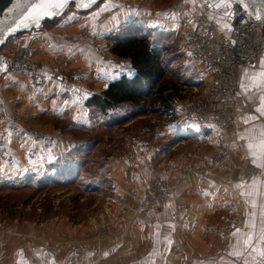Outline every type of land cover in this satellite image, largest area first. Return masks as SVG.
<instances>
[{"label": "rangeland", "instance_id": "obj_1", "mask_svg": "<svg viewBox=\"0 0 264 264\" xmlns=\"http://www.w3.org/2000/svg\"><path fill=\"white\" fill-rule=\"evenodd\" d=\"M134 1L144 5L142 17L148 16V3L153 10L160 6L158 0ZM95 3L83 11L69 3L54 18L55 23L45 27L58 25L71 12L77 23H73V31L79 36L82 29L93 33V24L87 23L85 16L103 0ZM180 26L171 30V36L166 37L168 44H163L170 63L157 86L167 87L161 94L172 97L168 107L148 97L138 107L121 103L101 115L83 103L92 93L89 89L51 88L47 80L34 85L24 71L0 73L1 241L16 247H98L129 239L126 231L130 222L140 219L144 230L148 228L146 219L167 212L169 175L181 177L202 168L197 162L203 148L191 144L184 156L192 157L193 162L185 165L181 142L168 140L176 109L181 103L199 101L207 88L182 46ZM53 31L59 35V30ZM28 33L24 30L17 36L21 41ZM96 33L93 35L103 41ZM13 36L1 47L10 45L5 54L18 46L9 43ZM103 39L108 48L107 38ZM53 41V50L64 42L56 37ZM42 44L28 43L32 59L38 62L45 54L43 47H38ZM43 68L46 75L75 71L74 67L56 65ZM211 156L221 161L220 153ZM174 157L173 166L170 160Z\"/></svg>", "mask_w": 264, "mask_h": 264}, {"label": "crops", "instance_id": "obj_2", "mask_svg": "<svg viewBox=\"0 0 264 264\" xmlns=\"http://www.w3.org/2000/svg\"><path fill=\"white\" fill-rule=\"evenodd\" d=\"M203 1L205 0H195L191 3L187 0H176L169 5H163L158 0L160 6H157V10L152 15L142 17L146 9L144 5H137L136 1L128 3L127 0H103L100 7L93 9L92 14L85 17L88 18L87 23L90 21L93 24V33L98 31L99 34H96L103 40L98 39L100 49L107 57L104 60L96 47L89 45L81 35L73 31V23H77L71 12L58 25L50 28L37 25L26 30L29 31L26 38L22 37L20 41L16 34L9 43L11 46L33 41L37 45L39 42L43 43L38 47H43L45 53L39 58L44 66L74 67L81 90L98 92L120 74L133 73L129 60L108 51L103 39L126 24L136 23L143 27L171 32L179 23L182 26V22L192 13H201L216 29L227 31L222 30V24L229 22L225 11L210 7L203 9ZM234 5L237 6L233 3ZM115 7L116 10L107 15ZM53 30H59V35ZM55 37L56 41H64L56 47L57 50H53L52 46ZM8 46L10 45L2 48L3 53L9 49ZM245 68L250 75L259 70V66L238 69V84L242 93L241 111L220 140H216L215 134L208 130L194 129L191 132L185 126L170 129L168 140L172 144L181 142L184 151L181 161L185 165L193 162L192 157L184 156L185 152L191 150V144L203 148L197 162L202 168L200 172H189L181 177L175 173L169 175L167 212L146 219L147 231L141 229V220L137 219L133 224L130 222L126 231L129 239L120 238L116 243L98 247H16L13 243L0 240V264H18L20 260L27 264H243V260L229 256V252L233 251L232 245L237 241L233 233L236 229H240L241 234L249 232L246 225L252 213H256L258 223L261 205H264V170L257 169L251 163L246 148L247 141L240 139L247 135L253 125L264 124V117H260L255 111L260 106V97L264 93L256 89L247 93L242 90L241 77ZM46 80L51 88L59 86L64 90L56 79V73L46 75ZM244 83L247 85L248 81L245 80ZM249 116H255L256 119L245 124L244 120ZM212 148L214 151H211ZM213 152L220 153L221 161L213 160ZM189 153L192 155L191 151ZM170 161L174 166L175 157ZM212 166L213 169L210 168ZM253 180L258 182L255 186ZM242 192L251 195H241ZM253 201L256 202V208L252 207ZM100 246H103L102 249ZM20 253H23L22 257Z\"/></svg>", "mask_w": 264, "mask_h": 264}, {"label": "built area", "instance_id": "obj_3", "mask_svg": "<svg viewBox=\"0 0 264 264\" xmlns=\"http://www.w3.org/2000/svg\"><path fill=\"white\" fill-rule=\"evenodd\" d=\"M127 1L130 3L134 0ZM146 7L149 15L155 12L149 3ZM202 7L208 8L205 1L202 2ZM114 10L116 7L107 15ZM230 11L236 13L235 18L229 21L232 27L230 32L216 29L213 23L201 13H192L181 26L182 46L197 65L199 76L206 83L207 88L199 101L183 103L176 109L173 127L185 126L191 132L194 129L208 130L211 134L212 132L215 134L216 140L224 136L236 115L241 111L242 93L238 84V69L245 66L258 67L264 55L262 23L245 15L238 6L234 5ZM81 35L84 40L100 51L103 60L107 58L100 49L95 34L93 35L88 29H82ZM232 41H235V44ZM6 42L7 40L3 44ZM2 46H0V53L3 56L4 71L1 73L24 71L32 84L42 85L45 82L46 74L44 68L42 69L43 65L32 59V51L28 44H19L8 54L3 53ZM56 78L66 91L79 88L76 71H58ZM156 202L160 203L158 200ZM228 227L229 224L226 228Z\"/></svg>", "mask_w": 264, "mask_h": 264}, {"label": "trees", "instance_id": "obj_4", "mask_svg": "<svg viewBox=\"0 0 264 264\" xmlns=\"http://www.w3.org/2000/svg\"><path fill=\"white\" fill-rule=\"evenodd\" d=\"M54 18L43 21L39 26L46 28L45 24H54ZM167 36H171L170 32L143 27L136 23L126 24L110 32L106 36L108 51L128 59L133 73L120 74L117 78L110 80L100 91L92 92L87 96L83 102L84 105L95 109L101 115H106L109 110L116 109L121 103L138 107L148 97L168 107L172 97L169 94L165 96L161 94L167 87L157 86L170 63V58L166 59L164 55L167 48H163V44H168ZM154 89L155 93H153Z\"/></svg>", "mask_w": 264, "mask_h": 264}, {"label": "snow or ice", "instance_id": "obj_5", "mask_svg": "<svg viewBox=\"0 0 264 264\" xmlns=\"http://www.w3.org/2000/svg\"><path fill=\"white\" fill-rule=\"evenodd\" d=\"M77 3L78 7H90L94 0H34L30 5L27 13L23 16L22 24L27 26L28 22L37 23L42 18L52 17L61 12L69 3ZM194 3L195 0H187ZM208 7L218 10H224L228 21L235 18L236 13H232L230 9L235 3L238 8L250 18L264 22V0H260V6H256V0H205ZM252 11H249V9ZM211 18V17H210ZM222 30L232 31L231 23H223ZM235 44V41H232ZM255 68V66H251ZM4 71V67L0 66V72ZM241 88L244 92H250L253 89L264 93V57H261L259 70L249 74L247 68L242 70ZM248 83L245 85L244 81ZM260 117H264V95L260 97V106L255 109ZM255 116H249L244 120L245 124L255 120ZM240 139L246 140V148L251 163L257 168L264 170V124L253 125L247 132V135L241 136ZM253 186L258 182L253 180ZM242 187V185H237ZM241 195H251V193H241ZM256 202H252V207L256 208ZM250 231L241 234L240 229H236L233 236L237 237V241L232 245L233 251L229 252V256L235 257L237 260H243V264H264V205H261L259 214V222L257 223L256 213H252L250 221L246 225ZM169 243H171L169 241ZM21 257L23 253L19 254ZM107 255V254H105ZM18 264H27L26 261L20 260Z\"/></svg>", "mask_w": 264, "mask_h": 264}, {"label": "water", "instance_id": "obj_6", "mask_svg": "<svg viewBox=\"0 0 264 264\" xmlns=\"http://www.w3.org/2000/svg\"><path fill=\"white\" fill-rule=\"evenodd\" d=\"M96 1L97 0H94V2L91 3V5H93ZM33 2L34 0H0V46H2L3 42L6 41L9 37L18 34L21 31L35 27L41 24L45 20L52 19L58 16L62 12L61 11L57 15L52 17L42 18L38 21V24L28 22L27 26H24L22 24L23 16L27 13L30 5H32ZM73 3L77 6V3L75 2ZM256 6L257 7L260 6V0H256ZM78 8L85 9L84 7H78ZM249 11H252V9L250 8ZM262 25L264 26V22H262ZM0 66L4 67L3 56L1 53H0Z\"/></svg>", "mask_w": 264, "mask_h": 264}]
</instances>
